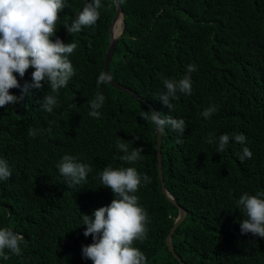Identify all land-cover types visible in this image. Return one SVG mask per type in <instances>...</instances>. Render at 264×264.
Returning a JSON list of instances; mask_svg holds the SVG:
<instances>
[{
	"label": "trees",
	"instance_id": "obj_1",
	"mask_svg": "<svg viewBox=\"0 0 264 264\" xmlns=\"http://www.w3.org/2000/svg\"><path fill=\"white\" fill-rule=\"evenodd\" d=\"M81 2L66 0L53 40ZM101 4L94 26L63 37V43L77 44L68 57L75 75L54 93L58 104L52 113L40 107L50 92L46 83L23 93L18 105L0 108V158L12 172L0 181V228L24 236L22 254L8 253L0 264H93L82 257V246L93 242L83 234L82 215L91 216L115 198L98 178L105 166L134 167L151 178L135 193L150 222L147 238L134 246L147 264H180L163 243L177 209L160 188L154 124L140 117L150 109L125 91L97 86L113 9L111 0ZM119 5L122 27L107 73L151 101L157 112L186 122L183 136L166 127L161 141L165 186L186 210L170 235L174 253L185 264H264V238L241 233L246 217L237 205L245 192H264V0H119ZM189 65L196 70L188 73ZM33 70L23 78L14 73L21 87L11 94H22ZM185 75L192 94L178 92L170 111L158 99L166 91L162 79ZM97 92L105 102L100 118H93L89 101ZM210 106L217 111L204 118ZM50 122L51 135L45 131ZM29 129L36 130L35 137ZM234 133L245 135L243 145L231 139ZM222 134L230 141L219 153ZM117 141H131L130 150L143 148L141 158L122 161ZM245 146L253 156L241 163L238 154ZM64 155L91 166L86 183L67 186L56 167Z\"/></svg>",
	"mask_w": 264,
	"mask_h": 264
},
{
	"label": "clouds",
	"instance_id": "obj_2",
	"mask_svg": "<svg viewBox=\"0 0 264 264\" xmlns=\"http://www.w3.org/2000/svg\"><path fill=\"white\" fill-rule=\"evenodd\" d=\"M66 0H0V108L9 103L18 105L23 99V93L29 89H42L46 83L50 92L44 94L41 110L52 113L58 104L57 93L68 85L75 75V68L69 56L77 48L74 42L63 43L59 38L53 40L56 34V24L59 13L65 8ZM103 7L101 0H87L75 19L64 27L70 33L82 31L84 27L94 26L100 17L99 9ZM29 68L31 82H26L22 94H11V89L20 88L14 73L23 78ZM196 70L195 65L188 66V73ZM111 76L101 72L97 78V86L107 84ZM166 91L159 94L158 99L172 111L173 100H178L177 93L192 94L190 75L180 80L163 78ZM105 102L101 92L89 101V115L100 118L98 111ZM75 105L73 104V107ZM217 111L215 106L205 109L201 115L209 118ZM144 120H151L159 131L169 127L173 132L183 136L186 122L169 115L151 111L140 113ZM45 131L51 135V122ZM36 130L29 129V135L35 137ZM209 134L208 143H212ZM231 139L243 145L246 141L244 134H232ZM230 141L229 134H222L218 139L217 152H223ZM182 143V141H180ZM127 143L117 141V148L124 155L120 157L127 164H134L141 158L143 148H131ZM241 163L251 159L253 153L248 147H243L238 154ZM68 187L86 183L88 174L92 171L90 165L81 163L72 155H64L56 165ZM12 172L7 160L0 158V181L10 179ZM101 185L111 190L114 199L107 206L100 207L89 215H82L83 225H86L84 236H92L90 245L82 246V257L90 259L93 264H147V257L140 248L134 246L135 241L147 238V224L150 222L147 211L139 204V197L135 195L141 186L150 184L151 178L147 174L141 175L134 167L113 168L105 166L99 173ZM244 218L240 223L242 234L251 233L253 236L264 238V192L251 195L243 193L237 201ZM24 236L9 227L0 228V258L8 260L11 253L22 254L21 241ZM7 250V251H6Z\"/></svg>",
	"mask_w": 264,
	"mask_h": 264
},
{
	"label": "water",
	"instance_id": "obj_3",
	"mask_svg": "<svg viewBox=\"0 0 264 264\" xmlns=\"http://www.w3.org/2000/svg\"><path fill=\"white\" fill-rule=\"evenodd\" d=\"M111 1L113 4V9H112V14L109 18V21H108L107 27H106L107 36H106V43H105L103 54H102V65H101V72H104L106 74H108L106 71L107 63L109 61L111 52H112L113 47L115 45V42H117V40H118V34L120 33L121 27H122V10H121L120 5H119V0H111ZM86 2H87V0H82V2L77 7V9L74 11V13L72 14V16H71V18L67 24L71 23V21L73 19H75V17L82 10V8L84 7ZM118 16H120V21H121L120 28L118 31H114L115 20L118 19ZM67 32L68 31L64 28L63 31L61 32L60 36H59V39L61 41H63V37ZM107 84L110 85L111 87L115 88V89L120 90V91H125L126 93L132 95L134 98L145 102L148 105L151 112H153V113L157 112L155 106L152 104L151 101H149L148 99L137 94L131 88L119 83L118 81H115L112 78ZM12 110L14 112H17L18 109L12 107ZM154 134H155V140H156V142H155V160H156L157 175H158V179H159V183H160V188H161V191L163 192L164 196L166 197V199L169 200L172 204H174L176 209H177V212L175 213V216H174L170 226L168 227V229H167V231L163 237V243H164L166 249L168 250V252L170 253V255L172 256V258H174L180 264H185L174 253L172 245L170 243V235L173 232V230L175 229V227L179 224V222L184 218L186 210L184 209V207L182 205H180L175 200V198L170 194V191L165 186L163 176H162V166H161L162 132L157 129L155 124H154Z\"/></svg>",
	"mask_w": 264,
	"mask_h": 264
},
{
	"label": "bare ground",
	"instance_id": "obj_4",
	"mask_svg": "<svg viewBox=\"0 0 264 264\" xmlns=\"http://www.w3.org/2000/svg\"><path fill=\"white\" fill-rule=\"evenodd\" d=\"M120 23H121V21H120V16H118V19L115 20L114 31H118V30H119V28H120Z\"/></svg>",
	"mask_w": 264,
	"mask_h": 264
}]
</instances>
